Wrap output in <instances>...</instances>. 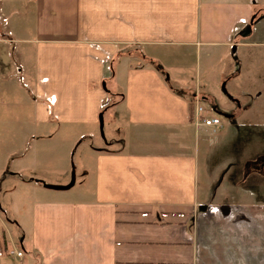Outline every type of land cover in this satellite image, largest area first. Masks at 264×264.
Returning <instances> with one entry per match:
<instances>
[{
	"label": "crops",
	"instance_id": "crops-1",
	"mask_svg": "<svg viewBox=\"0 0 264 264\" xmlns=\"http://www.w3.org/2000/svg\"><path fill=\"white\" fill-rule=\"evenodd\" d=\"M262 18L263 0H0L2 111L27 80L34 139L48 141L55 125L93 127L100 113L119 125L93 151L91 195L74 200L49 192L42 177L20 180L41 197L27 264H264L263 136L212 145L215 131L196 126L194 108L217 105L179 72L172 78L167 63L202 49L234 55ZM231 101L224 115L234 124L248 106Z\"/></svg>",
	"mask_w": 264,
	"mask_h": 264
},
{
	"label": "rangeland",
	"instance_id": "rangeland-1",
	"mask_svg": "<svg viewBox=\"0 0 264 264\" xmlns=\"http://www.w3.org/2000/svg\"><path fill=\"white\" fill-rule=\"evenodd\" d=\"M245 37V46L238 48L234 55L232 47L214 48L208 52L202 49L199 56L194 54L176 58L172 55L173 58H169L167 63L174 68L168 72L172 78L179 72L187 88L197 85L198 89L207 91L213 98V103L218 107L216 111L208 101L202 102L205 114L218 117L222 125L209 135L212 145L227 144L234 136L255 133L254 130L259 129L257 133L263 136L261 142L264 149V18L248 29ZM15 45L22 47L21 44ZM2 64L8 71L15 69L12 60L7 59L5 54H2ZM27 66L32 67V62L29 61ZM228 73L232 74L231 78H228ZM19 82L6 98L17 100L16 106L2 111L0 104V253L7 264H27L32 259L26 241L30 237L32 205L41 197L28 187L21 186L20 180L42 177L44 180L39 181L45 184L64 186L70 183L73 174L74 185L70 189L49 192L74 200L78 199L81 191L84 195H91L96 162L93 151L109 142L112 126L117 124L119 127L118 121H109L111 113L108 112L104 118L103 136L98 122L93 127L55 125L47 130L50 135L48 141L34 139L31 137L33 101L30 94L34 93V87L27 80L25 85ZM223 85L226 93L222 90ZM106 89L111 91V85L108 84ZM232 97L248 106L246 113L237 117L234 124L224 115L228 109L235 107ZM1 100L3 95L0 93ZM2 112L10 114L5 124H2ZM14 118L17 124L11 121ZM43 131V127H39L38 135ZM114 148L121 147L117 145ZM83 170L89 171L87 177ZM13 172L19 174L13 175ZM6 220H12L13 223H7ZM15 220L23 227L17 226ZM5 242L11 250L22 251L24 257L10 256ZM21 245H24L25 250L21 249Z\"/></svg>",
	"mask_w": 264,
	"mask_h": 264
},
{
	"label": "built area",
	"instance_id": "built-area-1",
	"mask_svg": "<svg viewBox=\"0 0 264 264\" xmlns=\"http://www.w3.org/2000/svg\"><path fill=\"white\" fill-rule=\"evenodd\" d=\"M195 124L196 126H205L208 128H212L213 131H215L216 128H221V122L218 117H208L205 112L202 105L199 104L198 101L195 103ZM10 256H16L18 258L22 257L23 253L21 251H9Z\"/></svg>",
	"mask_w": 264,
	"mask_h": 264
},
{
	"label": "water",
	"instance_id": "water-1",
	"mask_svg": "<svg viewBox=\"0 0 264 264\" xmlns=\"http://www.w3.org/2000/svg\"><path fill=\"white\" fill-rule=\"evenodd\" d=\"M233 49H234V48H233ZM102 87H103L104 89H106V88H105V83H104V82L102 83ZM222 90L226 93L224 85L222 86ZM231 99H232V98H231ZM98 122H99V126H100L101 134H102V136H103V125H104V122H103V114H102V113L99 114ZM38 182H39V183H42V185H43L45 188H47V189H50V190H56V191H65V190L70 189V188L74 185V175L72 174V177H71V181H70V183L67 184V185H64V186H59V185H49V184H45V183H43V182H41V181H38Z\"/></svg>",
	"mask_w": 264,
	"mask_h": 264
},
{
	"label": "trees",
	"instance_id": "trees-1",
	"mask_svg": "<svg viewBox=\"0 0 264 264\" xmlns=\"http://www.w3.org/2000/svg\"><path fill=\"white\" fill-rule=\"evenodd\" d=\"M102 110H104V108H103ZM5 246H6V251H8V250H7V245H6V242H5ZM8 254H9V251H8Z\"/></svg>",
	"mask_w": 264,
	"mask_h": 264
}]
</instances>
